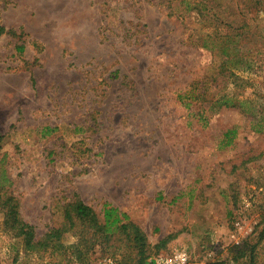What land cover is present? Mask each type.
Masks as SVG:
<instances>
[{
  "label": "rangeland",
  "instance_id": "obj_1",
  "mask_svg": "<svg viewBox=\"0 0 264 264\" xmlns=\"http://www.w3.org/2000/svg\"><path fill=\"white\" fill-rule=\"evenodd\" d=\"M261 1L0 0V167L38 238L80 198L165 242L152 259L264 264ZM1 221L0 264H137L26 252Z\"/></svg>",
  "mask_w": 264,
  "mask_h": 264
},
{
  "label": "trees",
  "instance_id": "obj_2",
  "mask_svg": "<svg viewBox=\"0 0 264 264\" xmlns=\"http://www.w3.org/2000/svg\"><path fill=\"white\" fill-rule=\"evenodd\" d=\"M237 3H245V9L251 10L258 7L262 8L261 0H235ZM252 6V8H250ZM256 11V12H257ZM257 12V13H258ZM9 33L0 21V39ZM228 44H234L235 41L228 37ZM22 50L23 48H18ZM53 130L44 128L43 134H49ZM4 136L0 134V150L2 148ZM0 215L2 216V231L7 236H11L20 241L21 246L26 252L63 255L67 250H74L76 260H80L82 254L79 246L86 250L91 249L97 242L101 244L115 243L119 246L114 248L115 251L121 249L120 245L124 243V248L134 253L137 264H154L152 255L165 245V242L152 246L138 225L127 220L125 215H120L115 208L103 205L102 217L86 205L80 198L67 203L63 208V220L61 224L46 232L42 237L38 238L34 226L26 222L20 214V205L17 198L8 192L12 185L7 172L0 167ZM73 236L78 238L77 243L66 245L64 243L65 236ZM261 235L264 236V230ZM127 244V245H126ZM212 264H224L212 263Z\"/></svg>",
  "mask_w": 264,
  "mask_h": 264
},
{
  "label": "built area",
  "instance_id": "obj_3",
  "mask_svg": "<svg viewBox=\"0 0 264 264\" xmlns=\"http://www.w3.org/2000/svg\"><path fill=\"white\" fill-rule=\"evenodd\" d=\"M236 227L238 223L234 224ZM105 264H115V262L106 258L104 260ZM154 264H191V258L185 251H179L172 255H161L154 259Z\"/></svg>",
  "mask_w": 264,
  "mask_h": 264
}]
</instances>
